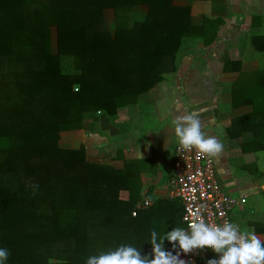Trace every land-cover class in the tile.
I'll return each mask as SVG.
<instances>
[{
    "label": "trees",
    "instance_id": "16d2710c",
    "mask_svg": "<svg viewBox=\"0 0 264 264\" xmlns=\"http://www.w3.org/2000/svg\"><path fill=\"white\" fill-rule=\"evenodd\" d=\"M141 6L147 14L137 21ZM223 22L205 16L197 25L192 8L174 0H0V248L10 252L7 264H86L121 245L148 256L152 230L159 238L186 229L179 200L138 210L143 196L127 169L89 161L82 146L61 141L82 129L85 114L113 117L143 99L200 40L211 45ZM263 24L252 16L247 40L260 68L243 74L248 80L234 99L252 107L235 125H250L259 151ZM165 249L180 251L167 240ZM216 256L208 250L197 264Z\"/></svg>",
    "mask_w": 264,
    "mask_h": 264
},
{
    "label": "crops",
    "instance_id": "0c3cea01",
    "mask_svg": "<svg viewBox=\"0 0 264 264\" xmlns=\"http://www.w3.org/2000/svg\"><path fill=\"white\" fill-rule=\"evenodd\" d=\"M239 1L174 0L177 6L192 8L197 25L203 24L205 16L222 18L216 40L209 46L200 40L181 59L175 73H167L143 99L119 108L115 116L85 114L82 129L67 133L63 140L70 146L80 143L89 161L127 169L143 200L150 198L154 203L171 199L169 181L178 146L174 120L178 115L198 113L203 131L224 145L220 156L212 158L217 178L230 195L247 198V203L234 211V223L241 230L254 231L264 242V170H254L259 166L256 153L260 151L250 125H235L252 107L234 105L235 95L248 80L243 74L260 68L247 34L252 12L264 18V0H248L245 7ZM134 11L138 12L133 16L137 21L147 14L142 6Z\"/></svg>",
    "mask_w": 264,
    "mask_h": 264
},
{
    "label": "clouds",
    "instance_id": "9594fccd",
    "mask_svg": "<svg viewBox=\"0 0 264 264\" xmlns=\"http://www.w3.org/2000/svg\"><path fill=\"white\" fill-rule=\"evenodd\" d=\"M99 114V113H97ZM175 133L180 151L191 152L207 158L219 157L224 145L216 136L203 131L202 121L196 112L176 116ZM258 165L264 169V151L257 152ZM38 187V186H37ZM152 199H145L150 206ZM189 230L175 227L158 238L155 230L151 232L152 253L148 256L131 245H121L114 250L88 257L86 264H188L180 259V254H190L195 249L212 250L216 257L207 260V264H264V242L254 231L241 230L236 224L225 222L222 226L206 223L199 214L188 226ZM172 244V251L165 249V241ZM10 252L0 248V264H7ZM154 257V258H152Z\"/></svg>",
    "mask_w": 264,
    "mask_h": 264
},
{
    "label": "built area",
    "instance_id": "2783aa9c",
    "mask_svg": "<svg viewBox=\"0 0 264 264\" xmlns=\"http://www.w3.org/2000/svg\"><path fill=\"white\" fill-rule=\"evenodd\" d=\"M169 196L179 200L184 206L183 222L186 230L199 214L206 223L222 226L225 222L234 223V211L247 203L246 197L237 198L226 192L217 178L216 166L212 158L197 155L195 150L180 151L176 147L172 177L169 181ZM143 202L137 209L148 208ZM137 212H133L136 217ZM195 249L190 254L181 252L180 259L188 264H197L206 251Z\"/></svg>",
    "mask_w": 264,
    "mask_h": 264
},
{
    "label": "rangeland",
    "instance_id": "374dc122",
    "mask_svg": "<svg viewBox=\"0 0 264 264\" xmlns=\"http://www.w3.org/2000/svg\"><path fill=\"white\" fill-rule=\"evenodd\" d=\"M246 1H248V0H240L239 1V5L240 6H244V5H246L247 6V2ZM248 4H249V6H251V4H252V2H248ZM245 7V6H244ZM109 11L107 12V14H106V18H107V21H108V23L110 24V27H111V30L113 31L114 30V28H115V23H114V15H109ZM135 13L137 14L138 12H136V11H133V16L135 17ZM251 15H256V13L255 14H253V12L251 13ZM233 16H234V14H233ZM140 17H143V14H140ZM234 18H235V16H234ZM140 21V20H139ZM55 28L53 27L52 28V32H51V35H52V38H53V43H52V47H53V50L55 51V49H56V45H55V35H56V31L54 30ZM167 78H170V77H167ZM74 133H76V132H74ZM79 135L81 134V133H78ZM77 135V134H76ZM63 137L65 138L66 137V134H64L63 135ZM62 142V141H61ZM63 142H64V140H63ZM62 142V143H63ZM80 146V143H78V144H75L74 146H70V147H79ZM258 157V156H257ZM260 158L258 157V160H259ZM255 169L254 170H260L261 172H263V170L264 169H262L260 166H258V168H256V167H254Z\"/></svg>",
    "mask_w": 264,
    "mask_h": 264
}]
</instances>
